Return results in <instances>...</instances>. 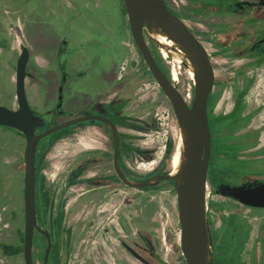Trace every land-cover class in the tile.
<instances>
[{
	"label": "rangeland",
	"instance_id": "obj_1",
	"mask_svg": "<svg viewBox=\"0 0 264 264\" xmlns=\"http://www.w3.org/2000/svg\"><path fill=\"white\" fill-rule=\"evenodd\" d=\"M169 1H173L175 10L186 19L209 50L217 83L223 75H231L229 65L248 62L239 53L240 44L226 45V39H217L212 34L216 22L220 27L233 15H226L219 9L204 12L200 9L198 12L199 9L190 7L186 0ZM0 3L8 10V17L14 16L13 26L20 36L23 34L19 40L16 35L7 33L12 27L10 22V25L1 26L0 105L13 109L18 107L15 69L20 44L24 42L30 52L25 79L29 103L43 114L49 124L63 119L53 116L61 82L62 109L70 117L105 114L100 111L101 104L122 98L123 107L117 114L121 115L119 127L127 132L131 145L127 156L128 179L143 180L150 174L172 170L171 158L176 152H181L184 139L170 101L158 90L134 43L123 0H0ZM233 28L231 32L235 33L237 28ZM97 38L109 40L103 43ZM120 39L123 41L121 44ZM145 39L149 42L147 36ZM161 54L170 76L173 70L176 71L177 78L173 83L190 104L193 78L188 74L185 55L176 57L177 60L171 54ZM261 67L252 79L250 101L243 110L246 112L247 107H253L254 113L248 117L229 115L217 120L216 113L231 106L229 88L224 89L228 102L221 105L218 100L211 105L212 164L226 169L231 177L235 173L243 179L264 174L263 161L253 162L250 157H245L249 154L245 152L249 145L256 149L253 154H264V147H258L264 146V63ZM242 80L245 76L238 80L239 83ZM110 81L116 82L115 90H121L118 95L110 96V89L105 91ZM106 127L109 126L96 120H86L69 126L58 135L59 138L54 135L43 138L37 149L40 170L43 169V160L53 161L56 165L61 160L59 155L72 150L77 139L81 144H88V129ZM24 147L25 138L21 132L0 127V178L5 183L0 195L3 210L0 222L6 224L9 219L8 230L17 244L22 242L23 230ZM70 203L72 199L65 200V206ZM205 211L213 264H264V208L247 207L216 194L207 182ZM126 214L128 237L145 258L155 264H186L180 246V223L172 180L157 181L140 189L127 187ZM73 218L72 214L64 217L65 228H71ZM69 240L66 262L72 253L73 240ZM112 242H116L114 238ZM85 251L88 253V249ZM9 260L10 264H21L20 256H16L14 261L12 258ZM69 262L71 264V259Z\"/></svg>",
	"mask_w": 264,
	"mask_h": 264
},
{
	"label": "flooded vegetation",
	"instance_id": "obj_2",
	"mask_svg": "<svg viewBox=\"0 0 264 264\" xmlns=\"http://www.w3.org/2000/svg\"><path fill=\"white\" fill-rule=\"evenodd\" d=\"M163 1L169 11L185 21L189 30H191L194 35L203 43L196 32L188 25L186 19L182 17V15L178 11L175 10V8L173 7V1L172 3L169 0ZM186 2L190 5V7H196L197 9H199L198 12L200 11V9L203 12L208 9H219L226 15H233L232 19L235 17L234 20L226 19V22H223L224 24H221L220 27H217L219 23L216 22L214 24V26L216 27L212 28L214 30L212 34L215 35L217 39H226V45L229 44L230 46H232V44H240L241 50H239V53L246 59H248V62L244 64L229 65L228 69L232 71L231 75L227 77L223 75L222 79H220V82L217 83L215 67L211 54L206 45L203 43V45L207 49L208 57L210 59L214 72L213 85L207 97V117L211 136V154L208 163L207 182H209L214 191L216 189V184L239 185L246 182H264V174L256 175L252 178L247 177L243 179L239 178L237 176L238 174L235 173L231 177L230 173L226 169L214 166L211 160L213 148L211 120V115L213 113L211 105L218 100L221 105L229 101L228 96H224V89L229 88L231 92V106L227 110L220 109L219 114L216 113L217 120H222L224 116L248 117L250 114L254 113L253 107H247L248 111L246 112H243V110L245 109V106H248L250 101L249 93L251 85L254 84L252 79H254L255 74L258 73V70L262 69L261 66L264 63V5L259 4V0H194V2H189L188 0H186ZM242 2L250 3L244 4ZM8 15V10H6L5 7H1L0 3V18L8 20L10 17H8ZM11 25L13 26L12 23ZM239 26H242L243 28L239 29ZM233 27L237 28V31L235 33L231 32L235 29ZM1 29L2 28L0 25V30ZM21 35L22 36H20L19 34V36H17L19 40H21V38L23 37V34ZM2 36L3 35L0 33V38ZM144 36H147L149 39V42L147 43L149 44L155 61L158 62L159 60H161L162 64H164V59L162 58L163 56H161L162 51L158 43L154 41V39L146 32V30H144ZM63 45L66 46V43H63ZM23 47H26L28 49L27 45L23 42L22 44H20V52ZM172 47L174 49L178 48L176 44H174ZM62 52L63 49L60 50V53ZM169 54L172 55V53ZM173 58L177 59L175 56H173ZM164 67L166 69L165 64ZM186 68L188 71L189 68L187 66ZM244 76L245 80H242V82L239 83L238 80ZM169 77L168 78L173 83L174 79L172 72L171 76L169 74ZM228 78L232 81L228 82ZM155 83L158 87V90L162 91L163 95L166 97L165 93L158 85V83L156 81ZM109 84L110 86L107 87L105 91L107 92L110 89V96H114L116 94L118 95L119 92H121V90H115L117 89L115 85L116 82L110 81ZM60 86L62 91V82L58 86V95ZM25 93L30 108L38 112L37 110L32 108L29 103L30 101L26 92V87ZM58 103L59 100L57 97L56 105ZM122 103L123 99L119 98L113 102H110L109 104H101L102 109H100V111L104 112L105 114L98 113L99 115L105 116L115 124L118 134L117 151L115 150L113 131L111 128L106 127L103 129H88V144H81L80 139H77V144L71 147L72 150L63 151V154L59 155L61 160L56 162V165H54L53 161L43 160L41 161L43 169L40 170V166L37 162V149L39 143L41 142V140H43V138L38 142L35 153L36 227L34 228L31 247L33 264H69L70 259L71 264H144L128 249V246H130L134 252L143 256L140 248L130 241L131 238H129L127 234V187L131 186L127 185L123 181L122 177H125L127 179L129 178L127 156L128 149L129 147H131V145L128 143L127 132L122 130L118 124V120H120L121 115L117 114V112L122 110ZM262 103H264V99L262 100ZM109 112L112 113L109 114ZM62 113L65 115H63ZM41 115L43 116V114ZM53 116L55 118L63 117V119L61 118L59 122L72 118L68 115L67 111L62 109V100L60 109H56L55 107ZM218 117H220L221 119ZM96 121L104 123L99 120ZM46 122L47 124L45 127L37 128L35 132H40L49 126L58 123L52 121V123L49 124L47 119ZM0 127L12 128L8 126ZM64 131H66V128L50 135H54L55 138H59L58 135H60ZM81 131L85 132V130ZM76 135L78 134L76 133ZM78 136H80V134ZM258 147L262 148L264 146L262 145ZM255 151L256 149L249 145L248 150H245V152L249 154H247L245 157H250L249 160L253 162H258L259 160L264 162V154L257 156L253 154ZM152 175L153 174H150L148 177ZM4 184V180L0 178V195L3 194V190L5 188ZM22 192V242L21 244H17L13 238V235L11 234V231L8 230L9 219H7L6 224H2L0 222V264H10L11 260L9 259L12 258V261H14V258L16 256H20L21 264H25L23 254L25 230L24 171ZM227 198L232 199L233 201H237L230 197ZM69 199H72V203H70L68 206H65V200ZM238 203L240 202L238 201ZM2 211L3 210H1L0 207V217L2 216ZM67 214H72L74 216V221L72 224H70L71 228L70 226H68V228H65L63 225L64 217ZM3 221H6V218H4ZM135 233L137 234V231ZM67 236L73 240V243L71 246L72 253L70 259H68V261L66 262L65 257L67 256V253H69L67 247L69 246L70 241L69 238L67 239ZM113 238L116 241L115 243L112 242ZM49 241L50 247L45 261V253ZM85 248L88 249V253H86ZM80 259L82 260V263ZM151 263L155 264L153 262Z\"/></svg>",
	"mask_w": 264,
	"mask_h": 264
},
{
	"label": "water",
	"instance_id": "obj_3",
	"mask_svg": "<svg viewBox=\"0 0 264 264\" xmlns=\"http://www.w3.org/2000/svg\"><path fill=\"white\" fill-rule=\"evenodd\" d=\"M130 31L135 45L141 53L154 80L161 87L171 103L177 123L184 139V161L177 174L161 173L143 180L133 181L122 177L123 181L134 188H143L161 180H172L176 190L178 220L180 223V246L186 264H213L210 251L208 228L205 214L208 163L211 154V136L207 117V97L211 91L214 72L203 43L189 30L185 21L173 14L163 0H123ZM249 4L250 2H242ZM264 5V0H259ZM151 22L161 27L176 41L186 59L194 65L193 98L190 104L185 100L176 85L163 73L151 52L144 36L145 23ZM29 51L23 47L16 60L15 93L18 108L11 109L0 105V126L15 128L25 136L24 158V261L33 264L31 247L36 227L35 210V153L38 142L59 130L86 120H99L113 131L115 150L118 148L117 128L105 116L86 114L45 127L46 119L32 110L25 93L26 65ZM187 63V62H186ZM59 87L56 109H60L62 96ZM63 114V113H62ZM65 115V114H63ZM67 116V115H66ZM215 192L233 198L240 203L264 208V182H246L239 185L216 184ZM50 241L45 253L47 258ZM128 249L144 264H152L137 254L130 246Z\"/></svg>",
	"mask_w": 264,
	"mask_h": 264
},
{
	"label": "bare ground",
	"instance_id": "obj_4",
	"mask_svg": "<svg viewBox=\"0 0 264 264\" xmlns=\"http://www.w3.org/2000/svg\"><path fill=\"white\" fill-rule=\"evenodd\" d=\"M144 30H146V32L154 39L155 42L158 43L159 47L161 48V51L164 55H166L167 53H172L173 56L175 57H180V55H184L185 53L182 51L180 45L174 41L173 39H171L167 33L159 26L151 23V22H147L145 23V28ZM148 36V35H147ZM149 37V36H148ZM176 44L177 45V49L173 48L172 46ZM186 66L189 68L188 70V74L191 76V78H193V74H194V65L192 63L191 60L187 59V63ZM172 75H173V79L176 80L177 78V73L176 71H172ZM178 148V147H177ZM184 148L181 150L180 153H175L172 158H171V163H172V170L171 175H175L177 174L181 164L184 161Z\"/></svg>",
	"mask_w": 264,
	"mask_h": 264
},
{
	"label": "crops",
	"instance_id": "obj_5",
	"mask_svg": "<svg viewBox=\"0 0 264 264\" xmlns=\"http://www.w3.org/2000/svg\"><path fill=\"white\" fill-rule=\"evenodd\" d=\"M17 20H19V19H17ZM12 23V24H14V16L13 17H9V19L8 20H6V19H2V18H0V25L2 26H6V25H10V23ZM19 23V22H18ZM17 25H20V24H17ZM13 30V32H11ZM21 30H23V26H21ZM8 31L9 32H7V33H9V35H11V34H13V36L14 35H16V36H19V33H18V30L16 29V27H14V26H12L11 28L9 27L8 28ZM5 33V32H4ZM113 34H115L116 35V32H113ZM6 37H8V36H6ZM99 39V40H98ZM109 39L108 38H103V39H100V38H97V41H102L103 43H106L107 41H108ZM108 43V42H107ZM119 43L121 44V43H123V41H122V39H120L119 40Z\"/></svg>",
	"mask_w": 264,
	"mask_h": 264
},
{
	"label": "trees",
	"instance_id": "obj_6",
	"mask_svg": "<svg viewBox=\"0 0 264 264\" xmlns=\"http://www.w3.org/2000/svg\"><path fill=\"white\" fill-rule=\"evenodd\" d=\"M157 63L159 67L162 69V71L166 74V76L169 77V72L165 69L164 64H162L161 60H159Z\"/></svg>",
	"mask_w": 264,
	"mask_h": 264
}]
</instances>
